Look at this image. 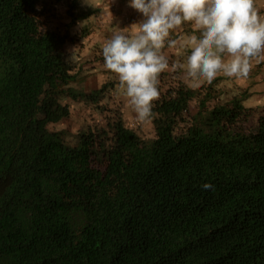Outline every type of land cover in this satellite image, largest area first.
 Returning <instances> with one entry per match:
<instances>
[{
  "label": "trees",
  "instance_id": "16d2710c",
  "mask_svg": "<svg viewBox=\"0 0 264 264\" xmlns=\"http://www.w3.org/2000/svg\"><path fill=\"white\" fill-rule=\"evenodd\" d=\"M58 7L68 20L53 26ZM99 12L0 0V264H264V105L165 72L140 137L102 103L111 82L73 85L64 45ZM67 100L103 121L50 129Z\"/></svg>",
  "mask_w": 264,
  "mask_h": 264
},
{
  "label": "clouds",
  "instance_id": "9594fccd",
  "mask_svg": "<svg viewBox=\"0 0 264 264\" xmlns=\"http://www.w3.org/2000/svg\"><path fill=\"white\" fill-rule=\"evenodd\" d=\"M128 6L144 19L115 32L102 55L140 123L155 117L162 73H177L197 89L220 75L247 79L264 61V15L255 0H129ZM165 48L177 51L183 61L170 66ZM203 188L214 190L209 183Z\"/></svg>",
  "mask_w": 264,
  "mask_h": 264
},
{
  "label": "rangeland",
  "instance_id": "374dc122",
  "mask_svg": "<svg viewBox=\"0 0 264 264\" xmlns=\"http://www.w3.org/2000/svg\"><path fill=\"white\" fill-rule=\"evenodd\" d=\"M80 2L82 6H97L100 12L73 26L70 30L73 39L64 45L65 58L69 61L73 71L78 72V82L73 85L81 86L88 90L111 82L105 92V98L102 103L105 105V101H107L112 108H119L125 124L134 129L140 137L149 138L153 134L151 123H140L137 120L136 113L129 106L119 87L118 78L115 74L105 69L102 55L103 44L115 32L128 29L133 24L141 22L144 18L129 12L125 7L127 3H125V6H118L114 0H80ZM56 12L57 16L52 19V25L53 23L59 24L60 21L65 23L68 20L64 16L62 7H58ZM84 24L90 27L91 32L85 38L80 39L77 37L78 29ZM93 45L94 50H92ZM219 87L224 90L223 87ZM224 91L226 92L227 90ZM244 93L242 103L246 107L264 105L258 104V100H261L264 94L261 95L262 97L259 96L260 98L258 99L256 94L248 95L246 91ZM66 102L69 108L68 116L57 122L50 123V129H66L70 133H76L81 128L101 123L104 119V114L92 106L70 100Z\"/></svg>",
  "mask_w": 264,
  "mask_h": 264
},
{
  "label": "crops",
  "instance_id": "0c3cea01",
  "mask_svg": "<svg viewBox=\"0 0 264 264\" xmlns=\"http://www.w3.org/2000/svg\"><path fill=\"white\" fill-rule=\"evenodd\" d=\"M114 1L115 4L118 6H122V5L125 6V3H127L125 7L128 9L129 12H133L135 15L139 17H143L141 13L128 6L129 0H114ZM255 3L257 8L260 10L261 14L264 15V0H255ZM183 27L185 33L191 32L190 25L185 24ZM171 53L174 55L175 57L174 59L176 61H180V62L183 61V57H181L177 51L171 50ZM217 78L220 79L218 85L223 87L224 90H227L226 92L240 93L242 91L243 92L246 91L248 95H252V94L258 95V99H259L260 98L259 96L264 94V61H261L260 63H256L254 65L247 79L236 80L235 78H229L223 75H220ZM258 101H259L258 104H264V96L261 98V100L259 99Z\"/></svg>",
  "mask_w": 264,
  "mask_h": 264
}]
</instances>
